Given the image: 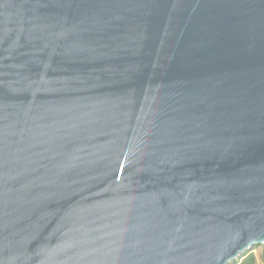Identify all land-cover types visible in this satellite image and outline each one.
Masks as SVG:
<instances>
[{
  "label": "water",
  "instance_id": "95a60500",
  "mask_svg": "<svg viewBox=\"0 0 264 264\" xmlns=\"http://www.w3.org/2000/svg\"><path fill=\"white\" fill-rule=\"evenodd\" d=\"M260 244L264 0H0V264Z\"/></svg>",
  "mask_w": 264,
  "mask_h": 264
},
{
  "label": "trees",
  "instance_id": "16d2710c",
  "mask_svg": "<svg viewBox=\"0 0 264 264\" xmlns=\"http://www.w3.org/2000/svg\"><path fill=\"white\" fill-rule=\"evenodd\" d=\"M262 262L264 264V245H263V252H262ZM230 264H258L257 257L253 248L248 249L243 253V255L239 259H235Z\"/></svg>",
  "mask_w": 264,
  "mask_h": 264
},
{
  "label": "rangeland",
  "instance_id": "374dc122",
  "mask_svg": "<svg viewBox=\"0 0 264 264\" xmlns=\"http://www.w3.org/2000/svg\"><path fill=\"white\" fill-rule=\"evenodd\" d=\"M263 245L264 244H260L253 247V251L256 254L258 264H263L262 262Z\"/></svg>",
  "mask_w": 264,
  "mask_h": 264
}]
</instances>
